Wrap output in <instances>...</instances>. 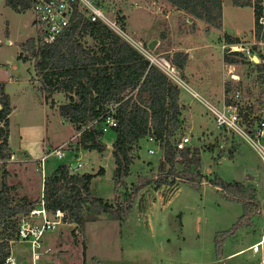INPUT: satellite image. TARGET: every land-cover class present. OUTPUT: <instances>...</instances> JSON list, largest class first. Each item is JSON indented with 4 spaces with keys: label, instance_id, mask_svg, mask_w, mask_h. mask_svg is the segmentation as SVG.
<instances>
[{
    "label": "rangeland",
    "instance_id": "374dc122",
    "mask_svg": "<svg viewBox=\"0 0 264 264\" xmlns=\"http://www.w3.org/2000/svg\"><path fill=\"white\" fill-rule=\"evenodd\" d=\"M104 1L108 16L117 21L131 41L148 48L154 55L168 58L189 47L200 52L208 43L211 45L208 52L214 54L212 60H217L216 53L220 56L227 53L238 60L233 64L234 73H231L238 74L240 81L228 74L227 80L232 82L227 83L230 93L241 90L240 125L244 129L251 116L259 117L256 123L264 120V79L260 71L245 61L244 54L235 55L223 48L227 33L241 36V41L246 44L253 43L252 5H236L233 0H223V27L208 29L204 20L174 7L167 0ZM38 36L39 26L32 8L17 12L5 0H0V82L6 84L14 108L10 115V147L13 151L7 163L10 173L7 181L14 186L16 198L26 195L31 200L42 198L45 177L59 164L71 159L70 153L59 159L53 151L69 141L72 150L78 148L81 133L59 114L60 103L68 101L66 93V97L57 95L47 100L35 73L33 59L29 52L22 51L21 43ZM82 40H88L86 44L94 43L88 37ZM152 40L157 41L153 49L149 48ZM179 87L187 96L195 118L206 116L209 108L202 100L190 94L184 86ZM213 117L207 120L205 117L203 129L208 132L204 137L203 133L197 134L198 130L193 133L188 129L178 136L190 135L189 146L200 149L198 181L188 182L177 176L174 183L161 187H156L155 183L143 186L135 194V201L123 220L104 213L98 220L87 221L82 227L76 222L62 221L56 229L44 234L41 254L35 260L31 242L27 240L12 243L14 256L20 257L19 262L24 264H264V243L257 250L248 248L264 235L263 153L239 133L228 132L223 138L224 131L217 127ZM115 137L113 130L105 133L103 141L107 148L104 152L80 148L84 164L80 172L96 174L91 184L93 193L118 204L125 203L129 193L134 194L142 177L152 175L155 178L160 173L163 154L152 142L145 140L131 165L126 186L118 188V193L113 179L116 165L112 145ZM260 141L264 145V138ZM221 143L226 145L222 148ZM213 144L214 147L210 146ZM22 146L27 147L31 155L20 151ZM149 148L155 153H150ZM50 152L52 154L42 165V156ZM177 160L175 170H184L181 156L178 155ZM101 168L105 170L104 174L99 173ZM168 168L169 164L163 174L169 173ZM2 171L0 166V185ZM217 177L225 182H242L250 190L254 188L253 200L259 209L250 223L222 240L221 249L216 238H221V234L241 218L244 204L228 200L223 189L215 185ZM236 249L243 250L228 257Z\"/></svg>",
    "mask_w": 264,
    "mask_h": 264
},
{
    "label": "trees",
    "instance_id": "16d2710c",
    "mask_svg": "<svg viewBox=\"0 0 264 264\" xmlns=\"http://www.w3.org/2000/svg\"><path fill=\"white\" fill-rule=\"evenodd\" d=\"M167 1L193 17L204 20L209 25L208 29L223 26V0ZM233 1L236 5L254 7V33L259 37L262 30L259 19L264 15V0ZM5 2L17 12L32 7V0ZM100 2L105 8V1ZM85 37L91 38L93 45L86 44L88 40H82ZM226 38L230 42L239 40L231 35ZM20 45L22 51L29 52L33 59L35 73L46 99L52 98L57 92L66 93L68 101L59 105V114L81 132L78 148L98 152L106 150L107 145L103 141L105 116L111 105L116 104L114 114L118 123L111 130L116 135L112 155L116 165L113 179L118 193V188L126 186L131 165L145 140L149 141L152 137L163 157L159 163L161 174L155 178L152 175L142 177L141 185L135 187L134 194L129 193L125 203L121 201L114 204L96 196L91 186L96 174H73L65 163L59 164L45 177L40 200H31L26 195L16 198L14 186L7 181L10 174L7 163L12 157L9 137L13 106L5 85L0 82V166L3 168L0 185V264H5L11 256L12 243L19 239L23 218L40 207L42 201L49 212L61 210L65 213V221L76 222L82 227L87 221L98 220L104 213L123 220L135 201V194L148 184L155 183L156 187H161L166 183H174L177 176L188 182L198 181L201 174L200 149L190 146L177 149L176 145L178 136L186 129L180 104L181 88L159 67L151 64L128 40L103 22L91 21L76 9L69 27L54 42H43L39 32L38 37L29 38ZM234 54L241 55V52ZM25 59L28 60L26 57ZM167 59L179 69L185 79L188 53L175 52ZM224 59L226 63L238 61L227 53L224 54ZM245 59L258 68L264 79V59L260 62ZM229 92V84H226V93ZM258 120V116H251L244 126L245 132L251 133ZM210 146L214 147V144ZM178 155L185 164L182 171L175 170ZM167 164L169 173L163 174ZM99 173L104 174L105 170L101 168ZM215 185L223 189L228 200L244 204L241 218L230 230L221 234V238H216L221 249L222 240L239 227L250 223L251 217L259 209L253 200L254 188L251 191L242 182H225L219 177L216 178Z\"/></svg>",
    "mask_w": 264,
    "mask_h": 264
},
{
    "label": "built area",
    "instance_id": "2783aa9c",
    "mask_svg": "<svg viewBox=\"0 0 264 264\" xmlns=\"http://www.w3.org/2000/svg\"><path fill=\"white\" fill-rule=\"evenodd\" d=\"M100 1L101 0H32L31 8L35 13V21L39 26L42 41L45 43H51L57 40V38L69 27L74 13L76 9H78L91 21H100L108 25L112 30L120 34L135 48H137L151 64L156 65L164 73H166L170 80H172L175 84L178 86L182 85L187 88L179 69L166 57L154 55L150 50H148V48H145L141 44H135V42L133 43V41H131L123 29L118 25L117 21L108 16ZM259 23L262 26V30L259 37L254 34L255 36L252 44H246L245 42L238 41L230 44H224L223 48H227L231 52H241L250 60H255L257 62L262 61L264 59V15L260 16ZM232 78L240 79V77L235 76V74H232ZM240 96L241 90L236 89L232 93L231 97L228 100L223 101L221 105L211 104L208 102H205V104L209 108V111L213 114L217 127L224 131L223 138H225V135L228 132L239 133L250 144L254 145L256 149L258 148L263 153L264 158V145L260 141L261 138H264V120L255 123L251 133L245 132L240 125ZM115 106L116 104L111 105L110 111L105 116L103 128L105 133L117 126L118 122L114 114ZM149 141L154 142V139L150 137ZM190 142V135H182L177 140V149H183L189 146ZM230 143L231 141H229V144ZM225 145L226 143H221L220 147L223 148ZM80 152V148L72 150V146L69 141L62 143L53 151V154L59 159H64L67 157V154L70 153L71 159L65 164H67L69 171L74 174L81 173L80 171L84 166ZM149 152L155 153V150L150 148ZM51 154L52 152L42 156V165L46 161V158ZM64 216L65 213L61 210H57L55 213L49 212L45 208L44 202L42 201L40 207L32 210L29 215L23 218L19 230L18 240H27L31 242L34 260L38 257V254H41L39 250L42 248L41 239L44 234L47 231L56 229L62 221L65 222ZM5 264H16V262L10 256Z\"/></svg>",
    "mask_w": 264,
    "mask_h": 264
},
{
    "label": "crops",
    "instance_id": "0c3cea01",
    "mask_svg": "<svg viewBox=\"0 0 264 264\" xmlns=\"http://www.w3.org/2000/svg\"><path fill=\"white\" fill-rule=\"evenodd\" d=\"M227 35H231V34L227 33ZM233 37H238L239 38L238 41H241V36H233ZM7 43H10V41H7ZM230 43H233V42L228 41L226 38V41H224V44H230ZM209 50L211 51V45L208 43L205 44V46L200 50V52H196L197 50L195 47H189L188 49L185 50V52L189 54V60L184 69V77H185L184 81L186 83L187 89L190 92V94L200 98L204 104L205 102L215 104L216 102L214 101H217L219 102L217 104L221 105L223 101L228 100L231 97L232 93L235 91L234 90L231 93L229 92V94L226 93V84H228L227 82L230 83L231 81L230 78H229L230 80H227V77H228V74L231 75L232 73H234L233 72L234 63H226L223 53H222V56H220L219 53L218 54L216 53L215 54L216 58L218 56L217 60H212L214 59V54H212V52H208ZM196 59H200V60H196ZM235 76H238V74H235ZM235 80L238 81V79H235ZM2 83L5 85V90L8 93L6 84L4 82ZM57 95L66 97L65 93L63 92H57L53 96L56 97ZM11 102H12V98H11ZM62 103H65V102H61L60 104ZM180 104L182 105L183 117H185V120H186L185 128L193 133L196 130H198L197 134L203 133V137H204V134L208 132V131L204 132V129H203L205 126L204 124L208 118L212 119L213 115L211 114V112L208 110L206 116L199 115L198 119L195 118L194 113L189 108L190 105L188 104L187 96L182 94V88H181V94H180ZM205 117H206V120H205ZM205 130H206V127H205ZM10 137H11V128H10ZM10 137H9V143H10ZM230 144H232V141ZM21 150L28 152V149L25 146H22L20 148V151ZM28 153L31 155L30 151ZM263 239H264V235L262 234V238L259 241H256L255 243L250 245L248 248L254 247L253 249L257 250L258 249L257 247L264 243ZM12 248H13V244L11 247V258H13L16 264H24L22 263V261L21 263L19 262V260H21L20 257L14 256ZM242 250L243 249H240V250L236 249L235 251L230 253L228 257L238 254V252H241Z\"/></svg>",
    "mask_w": 264,
    "mask_h": 264
},
{
    "label": "water",
    "instance_id": "95a60500",
    "mask_svg": "<svg viewBox=\"0 0 264 264\" xmlns=\"http://www.w3.org/2000/svg\"><path fill=\"white\" fill-rule=\"evenodd\" d=\"M156 44H157V41H156V40H152V41L149 43V48H151V49L155 48Z\"/></svg>",
    "mask_w": 264,
    "mask_h": 264
}]
</instances>
